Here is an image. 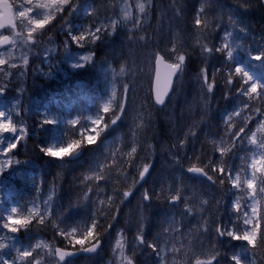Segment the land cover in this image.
I'll return each instance as SVG.
<instances>
[{"label":"trees","instance_id":"trees-1","mask_svg":"<svg viewBox=\"0 0 264 264\" xmlns=\"http://www.w3.org/2000/svg\"><path fill=\"white\" fill-rule=\"evenodd\" d=\"M82 2L91 13L72 14L71 35H87L85 30L103 25L101 39L81 48L68 33L67 39H61L59 32L52 30L49 44L57 47V55L45 67L38 68L36 64L32 71H24L8 91L9 96L22 103L19 117L28 120V135L16 150L9 170L0 176V243L6 245L0 254L11 261L17 250L24 246L34 248L39 240L53 247L80 250V245L72 243L73 238L79 239L95 221L99 225L97 235L102 248L105 247L103 254L109 255L112 242L121 233L129 252L135 253V264H161L163 255H167V264H195L191 254L209 247L221 254L216 264H233V254L240 255L245 264H252L253 260L264 264V253L254 257L250 251H244L246 242L226 235L221 237L215 232L218 226L231 229L234 224H240L234 205L243 193L227 181L223 186L210 184L186 173L194 164L219 162L221 156L215 148L223 137L226 147H231L230 139L235 142V147L223 158L229 172L251 175L249 153L258 150L243 134L241 138L225 136L224 121L229 114L241 112V116L234 117L232 130L236 131L245 117H251L244 136L256 131L258 123L264 121V116L252 110L259 106L258 100L252 109L244 107L248 97L242 96L239 90L248 85L243 83L241 75L235 74V68L242 67L264 83V62L253 60L250 55L264 46V7L260 0H151L150 23L141 31L134 30L120 17L123 0ZM200 7H204V18L208 21V28L202 34L194 26ZM114 19L118 24L113 33L111 21ZM229 32L232 33L229 43L235 48L233 60L226 54L214 52L210 57L201 54L196 43L198 36L201 43L218 47ZM41 37L46 40L43 32ZM173 43L188 54V60L167 104L159 109L152 96L154 54L159 52L172 61L175 57H169L168 49ZM67 52L72 55L94 52L95 57L84 69L71 72L69 65L61 62V55ZM121 66H126L127 73L112 86V70ZM202 68H207L210 79L215 74L216 85L211 94L202 91L199 79ZM230 74L233 75L231 86L226 84ZM113 89L116 99L105 113L104 106ZM118 104L123 105V112L118 111ZM81 107L93 118L102 117L101 123L70 124V118L75 114L80 116ZM68 108L75 111L68 114ZM113 112L119 119L110 123ZM45 119L54 122L45 124ZM105 122H109L106 129ZM89 126L94 127L93 135L100 130L99 138L91 145L79 133ZM190 131L195 134L190 135ZM77 139L81 140V148L63 159L48 156L41 150L66 146ZM132 146L137 147V153L130 158L127 153ZM130 159L135 161V166ZM143 164H149L150 168L140 180L138 171ZM101 167L104 179H85ZM206 170L210 175H219L211 168ZM133 179L138 182L130 195L122 198ZM177 189L181 199L171 205V196ZM144 192L152 199L144 200ZM49 196L52 199L49 210L45 208L43 225L33 219L16 233L2 227L12 208L18 209L13 214L15 220L27 217L34 205L44 212L43 203ZM109 197L114 204L108 202ZM204 200L208 203L203 204ZM249 201L247 196L241 200L242 211L249 212ZM189 208L191 212L187 211ZM141 227L145 243L138 244L136 237ZM73 229L77 230L74 237L61 235L60 230L71 233ZM149 243L159 245V256ZM89 245L85 241V246ZM173 248L178 251L173 253ZM95 258L80 257L70 263L108 264L110 260L107 257L109 260L93 262ZM53 261L57 262L54 258Z\"/></svg>","mask_w":264,"mask_h":264},{"label":"snow or ice","instance_id":"snow-or-ice-1","mask_svg":"<svg viewBox=\"0 0 264 264\" xmlns=\"http://www.w3.org/2000/svg\"><path fill=\"white\" fill-rule=\"evenodd\" d=\"M262 4H264V0H260ZM78 5L74 3V0H27V4L25 8L24 16L21 18L24 23V28L27 29L26 35L23 32L17 33L15 30H11L10 26L5 25L4 27H0V29H10L12 35H4L0 33V46H16L17 41H22L23 44L29 48H31V42H35V33L37 30H43L45 27L51 23L53 19H55V13L64 11L65 9H70L68 14H71V11L76 9ZM151 6V0H147V2H139L137 3L136 7L138 8L139 13L146 15V10ZM34 9L41 10L45 9L47 12L43 15V18H34L33 13ZM16 11H21L20 6H17ZM123 12V19L127 20L131 18V12L129 11V7L126 5ZM205 9L204 7H200L197 10L194 19V26L197 30L203 33L204 29L208 28V21L204 18ZM180 14V11L177 10V15ZM138 19V18H137ZM118 24V21L112 20L111 21V29L114 33L115 28ZM71 35V30L68 28V25L65 23L64 26ZM87 35L81 33L79 35H71V40L76 43L79 47L84 48L88 45H94L97 41L101 39V33L104 31L103 25L98 26L95 30L87 29L85 30ZM244 31V29H241ZM232 33H226L223 37V42L220 46H210L208 43H201L200 37H197L196 43L200 47L201 54L204 56H212V54L220 53L226 54L229 60H233L234 58V51L235 48L231 43H229V38L231 37ZM67 43V41H66ZM67 48H65V51ZM169 57L174 56V62H169L168 59L165 58L164 55L160 54L159 52L154 54V61L155 64L153 66V72L151 75L154 76L156 81V88H155V103L158 105H164L165 97L168 96L169 91L173 88V80L174 78H178L181 73H183L186 65V61L188 60V54L186 52H181L180 47L177 46L175 43L172 44V47L168 49ZM6 52L0 51V73H3L5 76H10L11 72L10 69L16 68L17 65L15 63H10L11 53L7 52L9 59H4ZM251 58L257 62H264V46L260 47V50L252 55ZM95 57L94 52H87L86 54L82 55L79 60L83 61L73 63V68H83L86 65L93 62ZM21 60L23 61V66L28 64L27 55L21 56ZM7 66V67H5ZM113 74L115 75V70L113 69ZM125 68L123 66L119 69V74H124ZM23 73H21L22 75ZM235 74L241 75L243 79V83L248 85L247 87L240 88V94L242 96L248 97V103L244 105L245 108L252 109V104L255 101H259V106L255 107V112L259 113L260 115L264 116V83L259 82L256 80L248 71H245L242 67L235 68ZM199 79L201 81L202 91L205 94H211L214 91L216 85L215 74H213L212 78H209L207 68H202L199 74ZM226 84L231 86L233 84V75H229L226 80ZM8 85L6 83H0V95H4L7 91ZM116 99V91L113 89L111 97L108 103L104 106V112L108 113L110 111L109 105ZM19 106V101L16 102L14 107ZM117 109L120 112L124 111L123 105H117ZM20 113L16 112L17 119H14L13 116V109H9L7 111H0V144L3 146L0 147V155L5 157V161L3 164H0V171L3 168L8 167L12 164V159L15 156L16 150L22 146V144L27 139L28 128L25 123L18 119ZM242 113L237 111L229 114L228 119L224 121L225 124V133L224 135L232 138H241V134H243V138L247 139V142L254 146L258 152H254L250 164L251 168V175H241L240 172H237L235 175H232L229 172L228 166L224 162V157L228 155L231 151V147H235V142L231 139L228 141L231 143V147L225 146V141L223 137L221 138L220 144L216 151L220 153L221 160L219 162L213 163V161H209L208 164L204 166H197L192 165L190 166L187 171L195 174H202L206 176L209 180L213 183H219L223 186L226 181L231 183L234 189L239 190L243 195L237 198L235 202V210L238 214V220L240 224H234L231 229H225L223 226H218L215 229V232L220 236H228L231 237L233 240L236 241H244L246 242V247L244 251H250L252 255L258 256L260 253H264V121H260L257 126L256 131H251L246 136H244L245 129L248 126V120L251 117H245L242 126L238 127V130L233 131V127L235 125L234 117L241 116ZM114 118L110 119V123H115L117 119H119V115H116L115 112L112 113ZM102 117L98 116L97 118L92 120L93 125H98L101 123ZM53 120L45 119L43 123L50 124L53 123ZM70 124H75L76 121H69ZM109 122H105V129L108 126ZM190 135H194V132L189 133ZM6 135H11L14 138L12 140L4 142V138ZM100 136V130H96V135H89L87 136V145H91L97 141ZM82 146L81 140H72L68 142L66 146L53 148H43L41 149L45 152L46 155L63 159L75 152H77ZM137 153V147L132 146L130 152L127 155L131 158L133 154ZM115 158V156H113ZM18 162V161H17ZM123 162V161H122ZM135 166V161H129ZM150 165L143 164L142 170L138 171L139 179H143L145 175L149 172ZM211 168L213 173H219L218 176L210 175L209 172L206 170ZM246 172V170H245ZM104 168L101 167L99 172L94 173L92 176H86V180L92 179H104ZM127 179V177H126ZM138 181L136 179L132 180L131 185L129 186V190L123 191L122 198H127L130 193L131 189L135 187ZM90 190V189H89ZM247 196L248 199L252 201L249 204V208L251 209L250 212L242 211L241 210V200ZM52 197L49 196L48 200L44 202V205H47L51 201ZM144 200H151L152 196L148 192L143 193ZM181 199L180 190L177 189L175 194L171 196L172 202H177ZM108 202L114 204V200L112 197L108 198ZM104 201H101L103 204ZM203 204H207L208 201L204 200ZM46 209L44 208V212L41 211L39 207L35 205L33 208L28 210V216L25 217L23 220H15L13 215H9L2 225L4 229H8L11 233H16L20 231L21 227H27L31 224L33 219L38 220V223L43 225L45 223V213ZM187 211L191 212L192 209L189 208ZM12 214H17L18 209L12 208ZM242 225V226H241ZM58 227V226H57ZM99 225L93 221L90 227H87L86 230L82 232V235L79 239L73 238L72 243L80 245V249L88 252L95 251L99 245L100 240L99 236L97 235V229ZM59 230V229H58ZM61 231V235H64L65 238L68 236H75L77 232L76 229L71 230V233ZM207 231V228H205ZM138 244L145 243L143 239V231L142 227L138 230V235L136 237ZM85 241H89L91 246H85ZM94 241V242H93ZM149 247L153 248L154 251L157 252V255H160V249L158 244H150ZM6 245L0 243V249L5 248ZM36 248H40L41 244H37ZM116 248L117 251L121 253V261L123 264H134V255L133 252L130 256L123 255L124 252V243L121 240L116 241ZM56 253L59 255V259L61 261L64 260L65 255H71L72 253H64L61 249H56ZM173 253H176L178 250L173 248ZM220 252L218 249L214 247H209L206 251H199L193 252L191 254V258L195 259V264H216L218 257L220 256ZM204 256L205 259L201 260L199 257ZM161 258V264H167V255H163ZM233 264H245L242 261L241 256L238 254H233L231 257ZM40 264L39 260H37L33 256V250H24L16 251V256L12 258L11 261L4 259L3 255L0 254V264ZM252 264H256V261L253 260Z\"/></svg>","mask_w":264,"mask_h":264},{"label":"rangeland","instance_id":"rangeland-1","mask_svg":"<svg viewBox=\"0 0 264 264\" xmlns=\"http://www.w3.org/2000/svg\"><path fill=\"white\" fill-rule=\"evenodd\" d=\"M13 1L17 3V2H20L21 0H13ZM22 1H23L22 3L18 4V6H20V8H21V11H15V16L19 17V19H21L24 16L25 11H27V9L25 8V5L27 4V2H25V1H27V0H22ZM139 2H145L146 3L147 0H123L122 7H121V12H120V17L123 19L122 9H124V7L127 5L129 7V11L131 12V18H129L127 20H125V19H123V20L125 22H127L128 24H131V28H133L134 30L141 31L143 28L148 26L149 23H150L151 6L149 8H147L146 15L145 14H141V13H139L138 8L136 7L137 3H139ZM74 3L76 5H78V6H77L76 9L71 11L70 15L68 14L70 9H65L64 11L55 13V19L59 18V20H58V22H55V19H53L51 21V23L49 24L48 29L45 32H43V35L46 36V40L45 41L42 40V37H41L42 36V32H38L39 30H37V32L35 33L36 46H32V43L29 42L31 44L30 50H29L28 47H26L23 44L22 41H17V45L16 46H11L7 50H6V48H1L0 47V51L6 52V54H5V56L3 58L4 59H9V56L7 55V52H10L11 53L10 63H15L17 65L16 68L10 69V72H12L13 70L18 69L17 70L18 73L19 72L23 73L27 69L26 66L29 64L30 60H33L36 64L37 63H42V61H44L45 64H49L51 62L52 58L55 57L57 55V53H58V51L56 50L57 47H51L50 44H49V39L51 37L52 30H53V32H55V31L59 32L58 36L61 39H67L66 33H68V37H70L69 32L66 29V27H62V26H64L65 23H66L68 25V28L69 29L71 28V26H69V25L72 22L71 21L72 14L81 15V14H89V13H91V9H89V7L87 8V5L83 4L82 0H74ZM46 12H47V10H45V9H41V10L34 9L33 17L34 18H43V15ZM120 17H119V19H120ZM21 22L23 23V26H24L25 21L21 20ZM23 33L26 35L27 29ZM44 42L47 43V44H45V46H47V48L45 50H43ZM37 46L40 49H38ZM23 55H27V58H28V64L26 66H23V61L21 60V56H23ZM82 55H72V54L67 52L66 54L61 55L63 58H61V57L60 58H61V62L67 63L69 65V71L75 72V71L82 70V69H84L86 67V66L83 67V68H73L72 67L73 63H77V62L83 63V61L79 60V58ZM172 62H174V59H172ZM5 67H7V66H5ZM123 67L125 68V72L122 75H119V69L120 68L115 71V75L113 74V71H112V73H111L112 86L114 85V83H115L117 78L123 77V79H124V76L127 73V68H126V66H123ZM14 72H16V71H14ZM66 74H67V72L64 71L63 75H66ZM7 77H9V76H5L3 73H0V81H2L4 79H8ZM50 77H53V75L51 74ZM14 106H15V103L11 102V105H9L8 108L9 109H13V116H14V119H16L15 114H16V112H19V106L18 107H14ZM103 106H104V104H103ZM0 111H7V109L0 106ZM74 111H75V109L68 108V110L66 112H68V114H71ZM79 113H80V116H77V114H75V117L74 118H70L69 121H76L75 124H87V122L92 123V120L95 119V118L91 117L84 110L83 107H81L79 109ZM65 118H67L66 115H65ZM18 119L23 122L22 118L19 117ZM93 131H94V127L93 126H89L86 129L80 130L79 133H83L87 137L89 135H93V133H92ZM13 138L14 137L11 136V135H6L5 138H4V142L6 143L7 141L12 140ZM2 146L3 145L0 144V147H2ZM252 147H253V145H252ZM55 148H58V146H56ZM254 152H257V151H254ZM254 152L249 153V162H250V164H251V160H252V156H253ZM4 161H5V157L3 155H0V164H3ZM11 165L8 166V167L3 168V170L0 171V176L4 172H6L11 167ZM6 200L8 202V199H6ZM251 203H252V201L250 200L249 204H251ZM8 204H10V203L8 202ZM10 206H11V204H10ZM43 206H44V208L49 210L50 202L47 205H44V203H43ZM248 210H249V212L251 211L250 208H248ZM10 212H11V210H10ZM9 215H13V214L12 213H8V216ZM117 240H121L124 243L123 255L130 256L132 253L129 252V248L127 246L128 243H127L126 239L123 237V235L120 233V234L117 235V238L115 239V241L112 242L111 245H112L113 249L111 251L109 250V253H108L109 255L106 256V255L103 254L102 250L105 248L104 247V248L101 249V252L96 256L95 259H97V260L93 261V262H97V261H100V260H107L108 259L107 257H110V260L108 259L109 260L108 264H123V262L121 261V253L119 251H117V248H116V241ZM37 244H41V247L40 248H36L35 246ZM35 246H34V248H28V247L24 246L20 251L33 250V256L37 260H39L40 264H59V262L55 259V256H54V248L55 247H53V245H51L50 243H47V242H45L43 240H39L35 244ZM132 247L135 248V245H132ZM53 258L57 262H54ZM33 264H35V261H33ZM68 264H73V263H68Z\"/></svg>","mask_w":264,"mask_h":264},{"label":"water","instance_id":"water-1","mask_svg":"<svg viewBox=\"0 0 264 264\" xmlns=\"http://www.w3.org/2000/svg\"><path fill=\"white\" fill-rule=\"evenodd\" d=\"M262 5L264 7V4H262ZM0 12H1V14H0V27H4L5 25L13 26L14 23H13V17H12V6H11L9 1H6V0L0 1ZM2 47H8V46L6 45V46H2ZM169 62H171V61H169ZM154 64H155V62H154ZM176 79L177 78H174V80H173V88L169 91L168 96L165 97L164 105H158V104L155 103L156 81H155V78L153 77L152 96H153V101H154V103H155L157 108L163 109L165 107V105L167 104V102H168V100H169V98H170V96H171V94L173 92ZM187 174L190 177H192V178L203 179V180L208 181L211 184L213 183L211 180H209L206 176H204L202 174H195V173H191V172H188V171H187ZM170 204L171 205L175 204V202L171 201ZM89 246H91V245H89ZM101 248H102V241H100L99 247L95 251H92V252L84 251V250H81V249L80 250H68V249H64V248H61V247H56L55 250L56 249H61V250H63L64 253H72V254L71 255H65L64 260L61 261L59 259V255L55 251V257L61 264H66L70 259H77L80 256L94 257V256L98 255V253L101 251Z\"/></svg>","mask_w":264,"mask_h":264},{"label":"flooded vegetation","instance_id":"flooded-vegetation-1","mask_svg":"<svg viewBox=\"0 0 264 264\" xmlns=\"http://www.w3.org/2000/svg\"><path fill=\"white\" fill-rule=\"evenodd\" d=\"M0 1H2V0H0ZM6 1H9L10 4H11V6H12V17H13V23L14 24H13V26H10L11 30H15L17 33L26 31V28L23 27V23L21 22L22 19H19V17H16L15 16V11H16L15 9H16V7L18 6L19 3H22L23 1L21 0L20 2H17V3L14 2L13 0H6ZM25 2H27V1H25ZM0 14H1V12H0ZM48 27H49V24L43 30H39L38 29L39 30L38 32H45L48 29ZM11 30L10 29H7V28L1 29L0 30V33H2L4 35L11 36L12 35ZM44 37H46V36H44ZM31 43H32V46H36V42H34L35 44L33 42H31ZM45 44H47V43L44 42L43 50H45L47 48V46H45ZM0 47L1 48H6V50H7L11 46H8V47H2V46H0ZM37 48L40 49L38 46H37ZM42 63L43 64L37 63V67H39L40 65H41L40 67H45L46 66V64L44 63V61ZM35 65H36V63L33 60H30L29 61V64L26 66L27 69L25 71H27V72L28 71H32L33 70L32 68H34ZM17 70L18 69L13 70L11 72V75L9 77H7L8 79H4V80L0 81V83H6L8 85L6 93L4 95H0V106L3 107V108H6L7 110H9L8 106L11 105V102L15 103V105H16V102L19 101L15 97H13L12 95L9 96V93H8V91L11 89V86H12L13 82L17 79V77L19 75H21V72H19L20 73L19 74ZM14 71H16V72H14ZM23 75H24V72H23L22 76ZM12 98H14V99H12ZM19 108H22L21 101H19ZM21 116L23 117V113H22ZM27 122H28V120H23V123H25L26 125H27Z\"/></svg>","mask_w":264,"mask_h":264}]
</instances>
